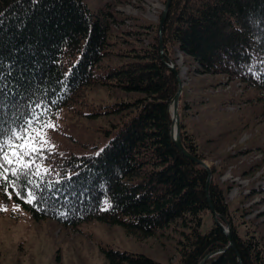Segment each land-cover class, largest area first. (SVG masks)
I'll use <instances>...</instances> for the list:
<instances>
[{"label": "trees", "instance_id": "16d2710c", "mask_svg": "<svg viewBox=\"0 0 264 264\" xmlns=\"http://www.w3.org/2000/svg\"><path fill=\"white\" fill-rule=\"evenodd\" d=\"M114 21L110 9L92 11L83 0H0V187L34 219H54L65 228L97 220L143 237L175 232L180 264H200L221 248L204 264H264V239L253 229L241 233L230 221L215 168L209 197L234 245L228 247L215 220L202 230L204 215L212 214L208 172L171 137L170 105L179 81L166 65L179 50L193 60L195 72L225 74L264 100V0H171L162 50L159 25L147 45L115 50ZM95 88L128 99L89 104ZM179 102L184 148L204 160L185 129L188 107ZM85 109L92 117H114L100 151L40 145L17 159L37 130L64 111ZM102 252L108 264H155L143 254Z\"/></svg>", "mask_w": 264, "mask_h": 264}, {"label": "rangeland", "instance_id": "374dc122", "mask_svg": "<svg viewBox=\"0 0 264 264\" xmlns=\"http://www.w3.org/2000/svg\"><path fill=\"white\" fill-rule=\"evenodd\" d=\"M92 11L114 14L115 50L128 51L148 44L167 0H83ZM159 28V27H158ZM130 42V43H129ZM175 50L173 61L182 79L180 95L186 131L195 139L210 168L218 171L230 221L241 233L253 229L264 239V100L261 93L225 74H199L195 63ZM136 53L132 51L131 54ZM130 58H124V60ZM89 104L128 99V95L95 88ZM181 105V104H180ZM62 112L52 127L36 134L35 146L47 145L77 154L100 151L110 139L113 116L92 117ZM182 113V106H181ZM47 143H41V140ZM214 216L204 215L203 232ZM177 233L143 237L119 225L97 220L75 229L57 220H36L9 191L0 187V264H108L102 249L146 255L155 264H180Z\"/></svg>", "mask_w": 264, "mask_h": 264}, {"label": "water", "instance_id": "95a60500", "mask_svg": "<svg viewBox=\"0 0 264 264\" xmlns=\"http://www.w3.org/2000/svg\"><path fill=\"white\" fill-rule=\"evenodd\" d=\"M170 2L171 0H167L165 7L163 9V12L161 14V18H160V22H159V31H160V46H161V50L163 48V42H162V34H163V30H164V24L167 18V14H168V9L170 6ZM164 52L161 51V55L163 56ZM166 65L176 74L178 81H179V91L178 93L175 95V97L173 98L171 105H170V112H171V108L173 106L176 107L177 109V117L174 120L173 116L171 114L172 117V125H171V137L173 139V141L175 142L176 146L179 148V150L189 159H191L192 161L198 163L199 165H201L202 167H204L207 172H208V179H207V185H206V194H207V198H208V203H209V208L214 216L215 219V223L219 226H221L224 229V232L228 235L229 237V246L228 247H232L233 244V239H232V234H231V230L230 227L228 226H224L218 219V215L213 207V204L211 202V199L209 197V185L212 179V170L210 168V166L208 165V163L205 160L199 159L197 157H195L194 155H192L191 153H189L188 151H186V149L184 148V145L182 143L181 140V105H180V95L182 93V87H183V83H182V79L180 78V74L176 68V65L174 63H166ZM174 128H175V132H174ZM225 250V248H221L218 249L216 251H213L212 253L208 254L201 262L200 264H204L205 260L215 254H219L222 253ZM240 264L241 261H240Z\"/></svg>", "mask_w": 264, "mask_h": 264}, {"label": "snow or ice", "instance_id": "6c2138e0", "mask_svg": "<svg viewBox=\"0 0 264 264\" xmlns=\"http://www.w3.org/2000/svg\"><path fill=\"white\" fill-rule=\"evenodd\" d=\"M47 127H52L51 125H45ZM37 135L39 136L40 135V132L39 130H37ZM21 138V137H18V139ZM35 138H31L28 142H26L24 145L20 146L21 148V152L20 153H15V155L17 156V159H19V156L21 153L23 152H29L31 153L32 151H36L37 149L35 148ZM48 141L47 140H41V143H47ZM0 151H3V146H0ZM5 159V163H10L11 161L8 160L7 158V155H5L4 157ZM0 167H2V165H0ZM13 175H16L15 172H13ZM6 179V178H5Z\"/></svg>", "mask_w": 264, "mask_h": 264}, {"label": "bare ground", "instance_id": "6f19581e", "mask_svg": "<svg viewBox=\"0 0 264 264\" xmlns=\"http://www.w3.org/2000/svg\"><path fill=\"white\" fill-rule=\"evenodd\" d=\"M129 43H130V42H129ZM230 80H231V79H230ZM171 114H172V116H173V119L175 120L176 117H177V109H176L175 106H173V107L171 108ZM174 132H175V128H174Z\"/></svg>", "mask_w": 264, "mask_h": 264}]
</instances>
